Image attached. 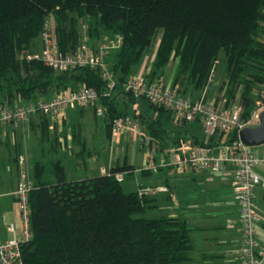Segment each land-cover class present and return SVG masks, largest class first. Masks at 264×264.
I'll list each match as a JSON object with an SVG mask.
<instances>
[{
  "label": "trees",
  "instance_id": "obj_1",
  "mask_svg": "<svg viewBox=\"0 0 264 264\" xmlns=\"http://www.w3.org/2000/svg\"><path fill=\"white\" fill-rule=\"evenodd\" d=\"M81 11L97 17L99 27H90L91 38H123L106 56L116 80L110 97L104 96L108 83L96 69L86 66L60 73L42 61L21 58L23 51L40 49L51 16L59 49L75 52L84 43L79 41L73 15ZM160 30L163 42L150 80H160L174 41L179 72L173 83L185 94L204 89L224 53L226 80L215 102L226 97L228 106L240 98L251 108L254 88L264 85V0H0V103L14 106L19 98L22 103L46 100L86 85L96 88L109 106L110 116L104 119L110 132L111 118L128 114L145 123L157 138L173 132L170 111L141 99L156 116L131 113L126 104L132 103L126 100L120 107L118 98H135L124 91V84L139 72L137 65ZM39 118L41 128L48 131L47 118ZM133 169L117 165L107 174L69 180L59 161L38 163L28 199L33 237L22 245L24 264L187 262L193 245L185 221L145 216L150 198L138 191L126 192L116 178L123 171L133 176Z\"/></svg>",
  "mask_w": 264,
  "mask_h": 264
},
{
  "label": "built area",
  "instance_id": "obj_2",
  "mask_svg": "<svg viewBox=\"0 0 264 264\" xmlns=\"http://www.w3.org/2000/svg\"><path fill=\"white\" fill-rule=\"evenodd\" d=\"M122 40V36L115 39L105 38L96 48L81 43L75 52L65 53L59 49L55 28L48 21L42 33L40 49L32 53L23 51L21 58L42 61L45 66L60 73L86 66L96 69L108 83V91L104 96L110 97L115 91L116 80L107 65L106 56L110 50L118 48ZM150 71V68L140 70L130 76L124 84V91L134 96L137 102L144 99L153 108L170 111L171 122L175 127L201 124L203 142H197L193 137H180L176 147H164L152 135L147 125L131 114L111 118L113 139L130 135L146 146V165L154 171L160 166L170 165L182 174L197 172L211 178L219 174L229 177L234 199L240 210L239 253L242 264H264V239H260L256 229L260 217L255 203L257 189H264V178L256 172V168L264 163V145L247 146L239 136L242 129L260 125V116L264 111V90L254 98L250 109L240 98H237L233 105L225 106L216 104L215 100H208L204 96L193 98L183 93L181 87L174 83L150 80ZM85 107H93L99 118L110 116L109 106L101 101L99 91L94 87L82 85L74 90H63L46 100L39 99L28 103L19 101L14 106L0 103V126H26L36 117L54 119L70 108ZM157 156L159 165L154 163ZM17 166L19 180L12 195L19 202L20 219L19 222L9 224L8 229L14 237L0 240V264H24L22 245L33 237L28 202L33 180L25 155L19 156ZM127 173L128 171L116 173V178L122 181ZM158 190L166 191V188L143 186L139 188L138 193L140 196L153 195Z\"/></svg>",
  "mask_w": 264,
  "mask_h": 264
},
{
  "label": "crops",
  "instance_id": "obj_3",
  "mask_svg": "<svg viewBox=\"0 0 264 264\" xmlns=\"http://www.w3.org/2000/svg\"><path fill=\"white\" fill-rule=\"evenodd\" d=\"M96 41L97 40L94 38L92 43L95 44ZM161 80L167 81V83L170 84H173L174 82L173 77L167 74L164 75V77H162ZM262 90H264V85L260 86V91ZM197 92L200 91H196L192 93L194 95ZM205 92L203 93L202 96L207 98V92L206 93ZM189 95L193 96L191 94ZM202 96L195 98H200ZM225 100H227L226 97L219 104L225 105L224 103ZM19 101L21 100L16 99L14 100V103H18ZM119 101L120 102L124 101L126 103V100H119ZM138 104H140V101H138L131 107L134 110H136L139 108ZM140 110L142 112L141 108ZM137 113H140V111ZM155 116L156 113H154V117ZM80 118H84V119L88 118L89 120L86 119L88 120L87 125L83 126L84 129L82 131L77 132L79 133L80 136H82L81 143H77L75 147L78 149L76 150L74 149V151H72L71 148L69 147V150L67 151L66 142L63 143L62 139L56 141L57 143L55 144V150L57 151L56 153H58L55 161H59L61 165L64 167L65 175L67 179L69 178L67 177L65 166L62 163L65 157L70 156L72 159L74 158L76 165L79 166L80 168L83 167L84 170L87 172L89 171L90 160L92 159L96 163L101 158L100 150L92 146L91 139H89L86 135V131L88 132V128H91L92 130V132L91 133L89 132L88 134H90L91 136L93 135L92 133L94 132V129L97 126V119L99 117H97L95 112L91 110V107H85V108H70L69 110L64 112L60 117L49 119V124H51L50 125L51 127H55L56 124L57 126L56 130H62L63 120L66 123L70 121H75ZM36 119L39 120V117L33 118L32 121L38 122V120ZM103 121L105 123L106 138L108 144L110 145L112 157H110L108 161V168L106 169L103 166L102 168L103 173L101 174L109 173L111 169L116 167L117 165L127 164L134 168L133 169L134 175L133 176L126 175V177H134L136 174H140V176L142 177L138 189H134L133 191H129V192L138 191L139 188L143 186L166 188V191L158 190L153 195H144V196L150 198L148 209L155 208L161 211H169L168 214L160 217H169V218H175L185 221L187 228L189 229V237L192 242L193 248L190 252L189 260L182 264H198L197 262H195V255L198 250L202 251L200 257L203 260V264H242V260L239 253V249L241 245L240 210L235 199L234 201L236 203V207H238V210L236 212L234 206H228V204L225 201L221 200L218 203L219 208L217 210L213 208L211 210H208L206 213H201L199 212V210L209 207V205L206 202H201L199 200L196 201L179 200L175 194L176 187L179 183L187 184L188 186L193 184L194 187H199L204 184H211L212 186L210 185V188L217 193L219 187L217 184H220L223 181L222 179L224 178L229 179V177L223 174H219L218 176L211 178L205 174L197 173V172H188L182 174L177 172L170 165L160 166L159 169L156 171L149 169L146 165L147 151H148L146 146L141 145L134 137L130 135H126V136L121 135L118 139H113L112 133L110 132L105 119H103ZM31 122L28 125L21 127L24 128L27 127L26 129L29 130ZM170 123L173 132L169 131L167 132V134L158 138L152 134L157 140H159L163 144L164 147L167 148L176 147V145L178 144V139L180 137H186V138L193 137L199 139L203 138L201 124L199 123L189 124L183 127H175L172 124L171 119H170ZM2 126L0 127L2 128ZM5 126L7 131H10L9 136L10 135L13 136V131H14L13 128L16 129L15 127L16 125L10 124L8 128L7 125ZM86 127L88 128L86 129ZM124 137L126 138L128 137L131 139L132 142L138 143L140 149L145 148V152L142 156L141 163L128 162L126 161V159L128 158H125L124 162L122 161L123 163L121 162L122 159L121 147L123 145ZM129 146L131 145L128 144L127 148ZM154 163L156 165H159L158 156L154 158ZM13 166H14L13 168L14 177L9 182V185L3 184L2 181L0 182V240H7L14 237V234H12L9 231L8 227L10 223L19 222L20 219L19 202L12 195V192L16 188V185L19 180L18 166L17 164ZM151 177H154L155 180L151 181ZM75 179H83V178H75ZM69 180H73V179H69ZM171 201L174 202L173 205H169V202ZM15 203H18V206H15ZM255 203H256L257 212L260 217V221L257 223L256 229L260 239H264V189L260 187L256 191ZM160 217H155V218H160ZM195 232H199L201 235L196 237L194 236ZM222 249H225L224 252L222 251Z\"/></svg>",
  "mask_w": 264,
  "mask_h": 264
},
{
  "label": "rangeland",
  "instance_id": "obj_4",
  "mask_svg": "<svg viewBox=\"0 0 264 264\" xmlns=\"http://www.w3.org/2000/svg\"><path fill=\"white\" fill-rule=\"evenodd\" d=\"M75 22L77 24L76 31L79 34V41L84 42L88 45L92 43L94 38L88 36L89 29L91 27H99V25L96 22V16L88 17L86 14H84L83 11L81 12H75L74 14ZM48 21H50L53 26L55 24V18L54 16L48 17ZM162 30L158 31L157 34L154 36L150 46L145 50L143 53V56L141 58L140 63L137 65L136 71L149 69H153L154 61H156L159 51L161 50L162 45ZM101 37V36H100ZM263 41H264V37ZM100 39V40H99ZM96 43L94 44V48L99 47L101 45V38H99ZM93 44V43H92ZM176 50V41L172 44V48L169 52V58L167 64L163 66L162 71L164 72L160 76V80L164 75L172 76L173 78L176 77V74L179 72V55ZM161 71V69H159ZM227 70V62L224 58V53H221L219 60L216 61L213 71L211 73V79L207 82L203 90H200V92H197L193 95V93L188 92L187 94L193 95L192 97H199L202 96L203 93L207 92V99L208 100H215L217 96L220 95V87L223 84V82L226 80V71ZM226 87H224V90L226 91ZM119 91V90H118ZM205 92V93H206ZM260 92V87H255L252 93V97L256 98V96ZM119 100H127L134 105L137 103V100L135 98L130 97H123V95H119ZM134 99V100H133ZM224 98L222 99V101ZM141 101V99H140ZM221 101V102H222ZM237 101V98L235 100H232V102L229 103L228 106L233 105ZM229 100L227 98L225 102V106L228 104ZM124 101H121L120 104L124 105ZM8 104V103H7ZM126 104V103H125ZM13 105V104H11ZM128 105V106H127ZM139 108L134 110L129 104H126V108L129 112H141L140 108L142 109V112H147L151 116H154V112L148 109V105H143V102H140ZM91 110L94 112V108L91 107ZM131 110V111H130ZM144 110V111H143ZM133 111V112H132ZM60 117V116H59ZM46 119V118H45ZM88 119V118H86ZM84 118L77 119L75 121L70 122H64L62 125V130H56L57 126L55 124V127H51L49 124V119H46L48 121V131L44 128H41L40 118L38 122H31V125L29 127V130L26 129L27 127H21L22 125L14 124L16 125V129L13 131V136H9V132L5 128L6 126L0 127V182L2 181L3 184H8L11 181V179L14 177L13 168L15 164H17L18 158L21 154H25L28 158V164L32 175L33 180V174L36 169V165L38 163L41 164H48L50 161L55 160L57 158V151L55 150V144L57 143L59 139H62L63 143L66 142V149L69 150V147L72 151L75 148L77 143H81V137L79 135V131H82L84 128L83 126H86L88 123V120ZM54 124V123H53ZM94 124V123H93ZM12 125V124H11ZM9 125H7L8 128ZM82 126V127H81ZM91 127V126H90ZM88 127H86L87 129ZM105 123L102 118L97 119V126L94 129L93 135L91 136L88 134L91 133V128H88V132L86 131V135L89 139H91V143L93 147H96L101 152V158L98 160V162H94L92 159L90 160V167L89 171H85L83 167H79L75 163V159L71 158L70 156H67L63 159V165L66 169V174L69 179H75V178H87V177H93L96 175H99L103 173V166L107 169L108 168V161L110 157H112L110 145L107 142L106 138V129H105ZM10 130V129H9ZM47 131V132H46ZM45 134H48V137L45 136ZM50 134V137H49ZM86 139V138H85ZM61 141V140H60ZM130 144L127 148V145ZM63 145V144H62ZM61 147V146H60ZM262 147V146H261ZM256 148H253L255 150ZM121 162H124L125 158L128 162H136L141 163L142 156L145 152V148L140 149L138 143L132 142L130 138L124 137L123 139V145L121 147ZM139 161V162H138ZM122 162V163H123ZM17 168V167H16ZM256 172L264 178V164L256 168ZM142 177L140 174H136L134 177H126L121 181L123 188L125 191H133L134 189H138L139 183L141 182ZM155 178L151 177V181H154ZM223 181L220 184H217L218 192H214L211 188V184H204L199 187H194L193 184L188 186L187 184L179 183L176 187V196L179 200H191L196 201L199 200L201 202H206L209 207H206L202 210H199L201 213H206L208 210L215 209L217 210L219 208L218 203L222 200L225 201L228 206H234L235 212L238 210V207H236V203L234 201V197L232 194V188H231V179L224 178ZM7 186V185H6ZM212 186V185H211ZM191 187V188H190ZM194 188V189H193ZM16 201V200H15ZM14 201V202H15ZM174 202H169V205H173ZM17 204V205H16ZM15 206H18V203H15ZM169 211H161L155 208L148 209L145 212V216L149 218H155L160 217L168 214ZM201 234L199 232H195L194 236L198 237ZM227 249V248H226ZM225 249H222L224 252ZM201 250H198L195 255V262L198 264H203V260L201 259ZM198 256V257H197Z\"/></svg>",
  "mask_w": 264,
  "mask_h": 264
},
{
  "label": "water",
  "instance_id": "obj_5",
  "mask_svg": "<svg viewBox=\"0 0 264 264\" xmlns=\"http://www.w3.org/2000/svg\"><path fill=\"white\" fill-rule=\"evenodd\" d=\"M240 139L250 147L264 145V111L260 116V125L257 127H247L240 131Z\"/></svg>",
  "mask_w": 264,
  "mask_h": 264
}]
</instances>
